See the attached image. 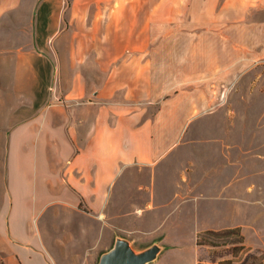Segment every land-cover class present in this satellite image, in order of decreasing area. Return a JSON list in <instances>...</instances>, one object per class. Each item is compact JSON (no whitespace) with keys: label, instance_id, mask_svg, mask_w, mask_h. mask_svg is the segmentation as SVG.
<instances>
[{"label":"crops","instance_id":"crops-1","mask_svg":"<svg viewBox=\"0 0 264 264\" xmlns=\"http://www.w3.org/2000/svg\"><path fill=\"white\" fill-rule=\"evenodd\" d=\"M185 1L193 25L194 13L225 5ZM24 6L29 45L0 53V264H60L33 230L40 211L106 209L130 165L155 166L176 146L221 67L209 71L202 39L185 44L170 25L145 26L138 0H0V16Z\"/></svg>","mask_w":264,"mask_h":264},{"label":"rangeland","instance_id":"rangeland-1","mask_svg":"<svg viewBox=\"0 0 264 264\" xmlns=\"http://www.w3.org/2000/svg\"><path fill=\"white\" fill-rule=\"evenodd\" d=\"M138 1L144 4L145 26L170 25L185 44L200 38L209 71L219 62L208 102L191 108L183 137L155 166L130 165L118 177L128 185L113 189L106 209L90 214L80 203V212L64 213L49 204L34 219L33 230L60 264H97L117 236L127 238L136 251L162 246L149 264H212L210 258L240 264L253 251L259 252L257 260L244 264H264V0H224L217 10L194 13L201 25L191 23L190 12L180 11L185 0ZM161 3L171 8L156 6ZM175 14L178 18L170 20ZM10 19L15 26L7 24ZM0 23V53L27 48V6L1 15ZM3 65L0 59V76ZM184 87L188 92L196 85ZM192 96L201 98L199 91ZM7 112L0 107V123ZM0 146L2 155L4 141ZM235 227L250 249L245 255L236 256L234 246L211 250L196 243L200 232Z\"/></svg>","mask_w":264,"mask_h":264},{"label":"water","instance_id":"water-1","mask_svg":"<svg viewBox=\"0 0 264 264\" xmlns=\"http://www.w3.org/2000/svg\"><path fill=\"white\" fill-rule=\"evenodd\" d=\"M162 250V246L152 244L136 251L127 238L117 236L112 246L99 256L97 264H149L157 260Z\"/></svg>","mask_w":264,"mask_h":264},{"label":"trees","instance_id":"trees-1","mask_svg":"<svg viewBox=\"0 0 264 264\" xmlns=\"http://www.w3.org/2000/svg\"><path fill=\"white\" fill-rule=\"evenodd\" d=\"M196 243L200 246H206L211 250H215L217 248L226 247V246H234V250L236 256L241 252L246 254L250 249L246 248L244 245L243 236L240 233V229L238 227L235 228H227L220 230H205L200 232L196 236ZM258 251L249 252L245 255V258L242 259L240 264H244L245 260L251 258L253 260H257ZM212 264H223V262H216L213 258H210ZM229 264V263H224ZM259 264V263H255Z\"/></svg>","mask_w":264,"mask_h":264}]
</instances>
